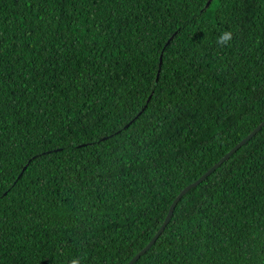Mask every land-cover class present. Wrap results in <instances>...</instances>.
I'll return each mask as SVG.
<instances>
[{"label":"trees","instance_id":"1","mask_svg":"<svg viewBox=\"0 0 264 264\" xmlns=\"http://www.w3.org/2000/svg\"><path fill=\"white\" fill-rule=\"evenodd\" d=\"M263 121L264 0H0V264H128ZM134 264H264V127Z\"/></svg>","mask_w":264,"mask_h":264},{"label":"water","instance_id":"2","mask_svg":"<svg viewBox=\"0 0 264 264\" xmlns=\"http://www.w3.org/2000/svg\"><path fill=\"white\" fill-rule=\"evenodd\" d=\"M264 127V121L256 127L248 136H246L244 139H242L236 146H234L229 152H227L216 164H214L207 172H205L200 178H198L196 181L192 182L191 184L187 185L176 197L175 201L173 202L167 216L166 220L159 229V231L155 234L153 239L142 249L140 250L128 264H134L139 258L144 255L157 241L160 234L164 231L165 227L170 222L174 210L178 204V202L182 199V197L190 191L193 187L198 186L200 183H202L204 180L207 179L208 176H210L219 166L228 158L231 157L232 154H234L237 150H239L244 144H246L249 140H251L262 128Z\"/></svg>","mask_w":264,"mask_h":264},{"label":"clouds","instance_id":"3","mask_svg":"<svg viewBox=\"0 0 264 264\" xmlns=\"http://www.w3.org/2000/svg\"><path fill=\"white\" fill-rule=\"evenodd\" d=\"M233 39V32L232 31H223L217 37V43L221 46L230 44ZM71 264H81L80 258L76 257L71 260Z\"/></svg>","mask_w":264,"mask_h":264}]
</instances>
